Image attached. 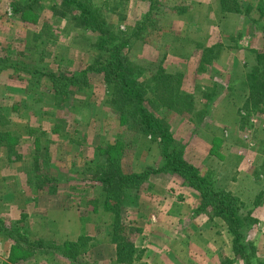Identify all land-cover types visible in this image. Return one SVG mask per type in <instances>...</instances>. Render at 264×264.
<instances>
[{
  "label": "rangeland",
  "instance_id": "374dc122",
  "mask_svg": "<svg viewBox=\"0 0 264 264\" xmlns=\"http://www.w3.org/2000/svg\"><path fill=\"white\" fill-rule=\"evenodd\" d=\"M34 1L0 0V132L8 143L0 146V264H74L51 251L25 260L22 248L35 239L67 248L78 242L75 264H120L112 240L118 209L141 260L248 264L226 221L190 180L162 170L161 137L122 125L104 73L93 72L100 36L57 16V0ZM89 1L120 36L142 80L160 68L181 75L167 86L192 104L182 101L180 113L149 91L156 104L147 105L172 133L168 150L236 196L243 215L251 211L255 222L243 228L242 241L248 261L264 264V101L250 102L248 82L264 68V0ZM21 6L32 9L23 17ZM53 77L69 88L64 106ZM108 157L126 175L148 172L111 205L96 175ZM242 171L249 194L234 184Z\"/></svg>",
  "mask_w": 264,
  "mask_h": 264
},
{
  "label": "trees",
  "instance_id": "16d2710c",
  "mask_svg": "<svg viewBox=\"0 0 264 264\" xmlns=\"http://www.w3.org/2000/svg\"><path fill=\"white\" fill-rule=\"evenodd\" d=\"M37 2L38 0L34 1V3ZM57 2H59L55 8L57 16L62 18L68 16L75 27L88 28L92 33H97L100 36V41L96 44L98 48L96 61L99 69L94 67L93 72L96 73L97 70L104 73V79L111 86V99L108 102L119 111L122 125L129 129L141 126L144 131L161 137L163 152L167 158L162 170L174 172L190 180L191 186L200 192L203 203L211 205L214 209V214L219 215L226 221L230 231L234 233L236 250L246 258L245 260H247L248 264H251L246 254L247 244H243L242 241L245 235L243 228L246 227L248 229L255 222V219L250 216L251 211L243 215V204L236 196L229 191L216 188L206 177L200 176L195 167L184 161L181 155L173 154L168 150L169 145L174 140L172 133L167 124L152 114L147 105V102L155 103V100L147 99L146 95L149 91L154 93L155 96H158V93L161 94L159 98L161 105H166L164 101L169 99L172 103L170 106L180 113L183 111L179 106L182 101H185L187 106L190 103L192 104L187 97L175 99L179 92L176 91L174 93V87L172 86L169 89L167 86L168 79L181 77V75L179 73L173 75L160 68L152 79L148 81L142 80L141 69L123 51L122 39L109 30L106 20L89 0H57ZM33 5L40 6V4L32 3ZM259 5L260 16H264V5L261 3ZM31 9V7L21 6L20 10L24 14L23 17ZM1 62L4 63L5 61ZM57 79L56 77L52 79V82H58L56 83L55 95L59 98V105L64 106L70 100L69 88L66 86L65 81L61 83ZM248 82L251 92L250 102L257 107L264 101V68L259 70V67H257L255 72L249 75ZM167 95H170L171 98ZM173 95L176 96L172 98ZM2 140V133L0 132V146L8 144ZM96 175L103 184L106 204L111 205L113 200L120 201L121 192L125 187H137L146 178L148 172L142 171L126 175L115 168L113 161L108 157L106 164L97 167ZM115 213H118V215L116 214L112 223L114 231L112 240L116 244L117 262L120 264H149L141 260L142 252L138 251L133 241L128 237V233L125 232V225L120 216V210L118 209ZM4 230L8 236L17 235L11 228H4ZM17 236L22 235L18 234ZM19 243L25 244L24 241ZM19 243H16L17 246H19ZM68 244L67 242L64 245H60L54 241H45L43 239L28 240L25 244L26 249L22 248V257L27 260L33 258L38 251H51L57 256L62 254L64 259L75 264L80 260L78 256L81 252L80 245L78 242H70L71 248H67Z\"/></svg>",
  "mask_w": 264,
  "mask_h": 264
},
{
  "label": "crops",
  "instance_id": "0c3cea01",
  "mask_svg": "<svg viewBox=\"0 0 264 264\" xmlns=\"http://www.w3.org/2000/svg\"><path fill=\"white\" fill-rule=\"evenodd\" d=\"M176 22H178V21H176ZM218 119H220V116L218 117ZM210 144V143H209ZM209 144H206L207 145V147L208 148H210L209 147ZM239 145H241V143H239ZM246 150H248V149H246ZM245 150V151H246ZM241 161H240V168H242L243 167V165H244V162H245V164H246V161H243L242 159H240ZM214 164V163H213ZM214 166H217L216 165V163L214 164ZM241 176H242V178L239 180V181H236V182H234V184H236V189L237 190H239V191H241L242 193H245V194H249V188L251 187V182H249V181H246V180H244L243 179V177H246V174H245V171H242L241 172ZM252 188V187H251ZM168 194H166V196H167ZM165 196V195H164ZM140 240H138L137 242L138 243H140L139 242ZM136 242V243H137ZM137 245V244H136ZM140 244H138L137 246L138 247H142L143 245H140ZM150 254V253H149ZM142 261H144V262H147V263H149V264H156V262L154 261V258H153V260L152 261H149V258L146 256V257H144V259H142ZM149 261V262H148Z\"/></svg>",
  "mask_w": 264,
  "mask_h": 264
}]
</instances>
